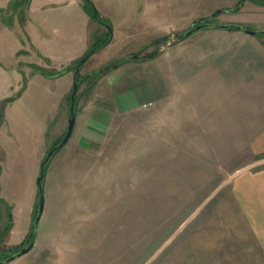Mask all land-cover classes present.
Here are the masks:
<instances>
[{
	"label": "rangeland",
	"instance_id": "obj_1",
	"mask_svg": "<svg viewBox=\"0 0 264 264\" xmlns=\"http://www.w3.org/2000/svg\"><path fill=\"white\" fill-rule=\"evenodd\" d=\"M182 1L175 0L177 4ZM195 1L206 7L203 12L206 16L216 9L222 10L214 16L215 23L232 24L239 19L236 17L238 9L229 12L236 4L223 2L220 8H213L210 1L223 0H191V11ZM92 2L101 17L100 3L107 4L104 8L117 17L126 15L128 5L130 8L129 0ZM24 4V1L12 0L6 10L19 13L20 24L23 23ZM130 11L134 12L132 8ZM6 17L9 18L7 13ZM103 18L110 23L107 17ZM204 30L206 27L176 43L174 40L178 37L170 34L167 41L143 49L144 45L127 56L138 51L144 57L154 49L158 50V55L176 56L183 52L181 41L185 40L186 45L196 43L198 32ZM99 38L93 37L90 48ZM110 53L112 50L106 49L96 56L103 58ZM197 65L195 63L191 69L192 76L189 75L191 94H197L198 90L197 74L201 68ZM202 69L206 77L202 79L201 88L206 89L211 83L227 86L223 81L238 74L236 70L240 76L247 70L252 72L259 68ZM87 87L86 81L80 84L75 102L87 94ZM175 87L168 98L156 105L148 104L116 114L100 151L78 150L69 146L67 140L50 155L42 178L44 206L34 245L24 255L4 264H189L183 253L184 228L188 221L198 220L200 208L215 201L216 189L226 186L232 175L263 166L264 152L253 156L248 148L250 132L246 129L199 131V108L204 116L207 114L208 123L214 122L223 108H234L241 113L248 109L251 106L248 97L207 93L206 99H186L181 86L176 83ZM69 94L65 98L68 107ZM215 112L220 113L216 115ZM33 113H30V139L11 141V152L0 150V186L6 200L0 202V260L28 244L39 201L38 192L34 194L36 177L46 151L59 141L67 126L65 124L59 132L55 112L49 115L52 118L46 121V135L43 133V136L33 129L38 120ZM242 116L240 121L245 119ZM211 125L219 127L217 123ZM4 141L7 144L5 138ZM32 195L35 200L30 214ZM7 208H10V223Z\"/></svg>",
	"mask_w": 264,
	"mask_h": 264
},
{
	"label": "crops",
	"instance_id": "obj_2",
	"mask_svg": "<svg viewBox=\"0 0 264 264\" xmlns=\"http://www.w3.org/2000/svg\"><path fill=\"white\" fill-rule=\"evenodd\" d=\"M11 1L0 0V8L5 10L0 15V150L3 153L11 152V141L30 139L31 112L38 119L33 129L45 135L49 115L56 112L57 128L62 132L69 113L65 98L72 89L74 72L50 77L37 67L46 72L58 71L76 62L90 48L94 36L102 37L107 32L105 25L84 10L81 0H21L25 2L22 24L19 13L6 12ZM239 1L241 4L236 11L239 19L232 24H246L256 33L209 26L204 32H198V42L186 45L185 40L181 41L184 48L180 55L165 57L161 54L127 60L104 73L92 90L76 101L68 145L88 153L100 151L116 114L162 102L175 90L177 83L186 93V99H206L207 93L248 97L251 101L248 109L241 113L234 108H223L214 122L208 123L207 114L204 116L199 108V131L246 129L250 132V152L254 157L263 153L264 0L210 1L209 5L217 8L223 2L235 5ZM129 4L134 12L128 5L126 15L117 17L104 8L107 4L100 3L101 15L110 20L111 35L109 41L83 63L81 73H89L126 56L158 36L181 32L193 20L206 17L203 13L206 7L198 1L194 2L193 11L191 0L178 4L175 0H129ZM6 13L9 18H4ZM220 23L229 24L227 21ZM106 49L112 53L103 58L96 56ZM195 63L201 69L197 74V94H191L189 75L192 76ZM219 66L259 69L247 70L240 76L236 70L238 74L223 81L227 86L211 83L209 88L202 89V79L206 77L202 68ZM240 115L245 117L244 121H240ZM215 121L219 127L211 125L216 124ZM1 191L0 186L2 195ZM37 192L38 189L34 194ZM215 194L213 203L200 208L198 220L192 222L190 219L184 228V259H188L189 264H264V165L235 173L226 186L216 189ZM0 197L6 202L3 195ZM34 200L33 196L30 214Z\"/></svg>",
	"mask_w": 264,
	"mask_h": 264
},
{
	"label": "trees",
	"instance_id": "obj_3",
	"mask_svg": "<svg viewBox=\"0 0 264 264\" xmlns=\"http://www.w3.org/2000/svg\"><path fill=\"white\" fill-rule=\"evenodd\" d=\"M82 1V6L84 8V10L90 15V17L96 21H98L99 23L103 24L106 26L107 28V33L106 35L100 37L99 39H95L92 47L90 48L91 49H94V51H97L99 50L100 48H102L108 41H109V38H110V35H111V25L109 23V21L103 17H101L92 0H81ZM15 3V1H14ZM240 4H241V1H239L234 7L232 8H229V10H237L239 7H240ZM5 10L4 9H1L0 8V15L4 14ZM222 10H217L215 12H213L212 14H210L209 16H206V17H201V18H197L195 19L196 20V24L200 23V22H206L207 23V26L205 27H209V26H216V27H220L221 24H218V23H215L213 21V18L214 16L221 12ZM237 25L238 26H241V28H246L248 29V27L246 26H243L241 24H226V28L228 29H239L237 28ZM193 26L192 23L190 25V27ZM185 31H181V32H174L173 34L175 36L178 37L177 40H174V42L176 43L178 40H181V39H184L186 38L187 36H185ZM169 38V35H163L161 37H158L156 39H153L150 43H148L146 45V47L144 46L143 49L149 47L150 45L152 44H158L160 42H165L167 41ZM141 49V50H143ZM89 50L82 56L80 57V59H78L75 63L67 66V67H64L58 71H53V72H46L45 70H43L42 68L40 67H37V69H39L41 72H43L44 74L50 76V77H56V76H59V75H62L63 73L67 72V71H73L74 72V76H75V80H76V84H77V88H76V92H75V99H76V95H77V91H78V87L80 86V84L84 81H86L88 83V87L86 88V93L90 92L92 90V88L94 87V85L96 84L97 80L104 74L107 72L108 69H113L115 67H117L119 64H122L124 62H126L127 60H134V59H137V58H141V59H145V58H152V57H155L156 55H158V50L154 49L153 52H150L148 53L146 56L144 57H141L140 54L137 52H134V53H131L129 56H123V57H119L116 61L113 60L111 62L110 65H104V66H101L100 68L96 69V70H93L92 72L90 73H87V74H80V69L83 65V63L86 61V59L91 55L90 53H88ZM77 69V70H76ZM71 93V92H70ZM69 99H70V94H69ZM76 103V102H75ZM74 110H75V104H74ZM64 133L61 135L59 141L61 140V138L63 137ZM56 142L55 145H53L52 147H50L47 151H46V155H45V163L46 161L48 160V158L50 157V155H52L58 148L60 147H57V144L59 143ZM0 202H3L2 199H0ZM7 207V206H6ZM8 211H7V214H8V221L10 223L11 221V214H10V208H7ZM37 211V210H36ZM9 226H6V230H8ZM33 234V232H32ZM13 254V253H12ZM11 254V255H12ZM9 257V256H8ZM6 259V258H4ZM3 259V260H4Z\"/></svg>",
	"mask_w": 264,
	"mask_h": 264
},
{
	"label": "water",
	"instance_id": "obj_4",
	"mask_svg": "<svg viewBox=\"0 0 264 264\" xmlns=\"http://www.w3.org/2000/svg\"><path fill=\"white\" fill-rule=\"evenodd\" d=\"M192 25L193 26H191L189 29H187L185 31V36H188V35L192 34L193 32H195L196 30L207 26V23L206 22H200V23L196 24V20H193ZM220 27L226 28V24H221ZM237 28L244 30L245 32L250 33V34L256 33V31H254V30L241 28V26H238V25H237ZM94 52H95L94 49H91V50H89L88 53L92 54ZM76 88H77V84H76V80L74 77V81H73L72 89H71V93H70V104H69L70 106H69V116L67 119V126H66L63 137L61 138V140L57 144V147H62L66 143V141L68 140V138L70 137V135L72 133V129H73L74 121H75L74 104H75ZM44 170H45V160L42 161V163L40 165L39 173L36 177V184H37V189H38L39 201H38L36 215H35L34 220H33V234H32V236H31V238H30V240L26 246H22L17 252H14L11 256L7 257L6 259L0 260V264L7 263V262H9V261H11L17 257L24 255L34 245L39 220L41 218V215L43 212V206H44V196H43V187H42V178L44 176Z\"/></svg>",
	"mask_w": 264,
	"mask_h": 264
},
{
	"label": "built area",
	"instance_id": "obj_5",
	"mask_svg": "<svg viewBox=\"0 0 264 264\" xmlns=\"http://www.w3.org/2000/svg\"><path fill=\"white\" fill-rule=\"evenodd\" d=\"M144 106H146V104H144Z\"/></svg>",
	"mask_w": 264,
	"mask_h": 264
}]
</instances>
